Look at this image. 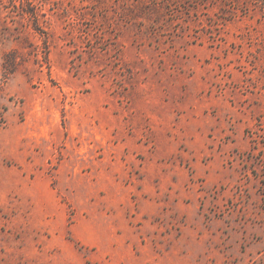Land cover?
I'll return each instance as SVG.
<instances>
[{
    "label": "rangeland",
    "instance_id": "1",
    "mask_svg": "<svg viewBox=\"0 0 264 264\" xmlns=\"http://www.w3.org/2000/svg\"><path fill=\"white\" fill-rule=\"evenodd\" d=\"M0 264H264V9L0 0Z\"/></svg>",
    "mask_w": 264,
    "mask_h": 264
},
{
    "label": "trees",
    "instance_id": "2",
    "mask_svg": "<svg viewBox=\"0 0 264 264\" xmlns=\"http://www.w3.org/2000/svg\"><path fill=\"white\" fill-rule=\"evenodd\" d=\"M256 2V4H259L264 9V0H250Z\"/></svg>",
    "mask_w": 264,
    "mask_h": 264
}]
</instances>
